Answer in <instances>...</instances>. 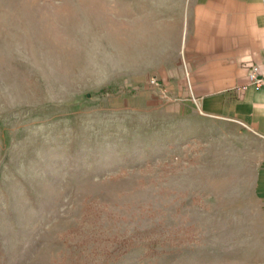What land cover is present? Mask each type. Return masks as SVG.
<instances>
[{"label": "rangeland", "instance_id": "1", "mask_svg": "<svg viewBox=\"0 0 264 264\" xmlns=\"http://www.w3.org/2000/svg\"><path fill=\"white\" fill-rule=\"evenodd\" d=\"M191 2L0 0V264H264V143L186 92Z\"/></svg>", "mask_w": 264, "mask_h": 264}, {"label": "crops", "instance_id": "2", "mask_svg": "<svg viewBox=\"0 0 264 264\" xmlns=\"http://www.w3.org/2000/svg\"><path fill=\"white\" fill-rule=\"evenodd\" d=\"M185 56L186 92L196 105L207 116L248 128L264 143V89L236 91L249 83L244 62L264 71V0H192ZM258 174L264 198V151Z\"/></svg>", "mask_w": 264, "mask_h": 264}, {"label": "built area", "instance_id": "3", "mask_svg": "<svg viewBox=\"0 0 264 264\" xmlns=\"http://www.w3.org/2000/svg\"><path fill=\"white\" fill-rule=\"evenodd\" d=\"M245 67L247 69L248 85H252L255 88L264 89V71L256 63L246 62ZM248 85H241L236 88L238 94H241L246 90Z\"/></svg>", "mask_w": 264, "mask_h": 264}]
</instances>
